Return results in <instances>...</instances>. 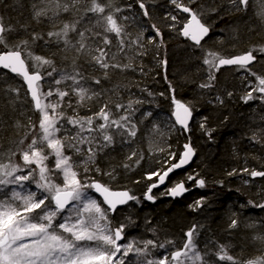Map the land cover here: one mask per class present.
<instances>
[{"label": "snow or ice", "instance_id": "snow-or-ice-1", "mask_svg": "<svg viewBox=\"0 0 264 264\" xmlns=\"http://www.w3.org/2000/svg\"><path fill=\"white\" fill-rule=\"evenodd\" d=\"M169 2L178 10L165 14V19L172 22L168 25L170 30L177 31L204 53L202 62L208 75L199 88H213L215 70L236 65L247 73L242 80L248 90L241 100L245 104L253 100L264 104V74L251 68L258 62L254 53L264 56V45L243 54L226 56L205 49L202 43L211 31L207 23L210 14L219 15L222 10L247 12L251 6L264 23V0ZM137 3L143 17L151 19L146 0H137ZM131 7L128 5V9ZM31 11L32 20L37 24L50 26L46 33L29 32L30 24L6 25L0 15V70L22 78L26 85L24 89L3 81L7 87H0V103L14 111L19 108L22 115L39 114L38 122L33 115H27L28 124L23 126L21 138L13 141L7 150L0 147V264H264V220L246 225L255 230L252 239L261 245L246 258L233 255L229 245H219L212 239L201 251L197 239L199 226L195 224L184 233L182 247L159 257L153 253L173 244L172 241L123 242L127 225L115 226L114 214L120 206L139 201L129 190H113L90 173L115 179V169L103 171L98 157L117 143L130 147L138 136L139 125L148 120L152 112L142 113L139 120L135 119L138 106L145 101L133 98L134 94L127 103L113 100L116 89H106L104 81L110 79L113 71H134L136 60L148 54V45L158 48L163 44L161 29L156 23L151 24L154 36L147 38V44L144 42L147 27H142L133 38L126 28L129 18L123 15L124 9L115 0H32ZM180 24L182 27H178ZM20 31L28 35L12 36ZM111 36L115 37V43ZM37 47L48 54H36ZM121 55L127 59L126 63L121 62ZM160 63L167 66L166 59ZM98 70L102 71L103 78L94 74ZM140 71L143 72L142 67ZM249 77H253L254 82ZM169 91L172 93L170 120L174 119V123L165 127L172 131L179 126L189 132L194 109L190 103L176 98L171 82ZM148 95L154 94L149 92ZM227 95L231 97L233 93ZM216 100L224 103L221 96ZM95 105H99L98 110H93ZM80 109H87L91 114L81 115ZM3 123L0 119V127ZM17 127H20L18 122ZM200 127L206 130L205 122ZM153 132L162 138L166 135L156 123L150 134ZM206 134L210 135V131L206 130ZM250 139L264 142V127L253 131ZM157 147L165 154L158 161L161 167L147 172L144 177L151 182L144 199L152 202H155L153 189L164 185L171 173L188 165L195 155L190 140L183 145L178 160L177 153ZM133 158L139 165L144 156L132 150L126 160L131 162ZM123 167L129 169L131 164L124 163ZM236 172L233 169L228 175ZM240 172L253 178L264 177V171L247 167ZM187 181H194L200 188L206 183L198 173L189 174L186 180L176 182L164 194L182 195L189 190ZM201 203L202 198L189 207L195 211ZM248 203L264 209V203L254 204L252 200ZM238 226V220L232 219L229 229Z\"/></svg>", "mask_w": 264, "mask_h": 264}, {"label": "trees", "instance_id": "trees-1", "mask_svg": "<svg viewBox=\"0 0 264 264\" xmlns=\"http://www.w3.org/2000/svg\"><path fill=\"white\" fill-rule=\"evenodd\" d=\"M166 0H146V6L151 14V19L143 17V12L139 8L137 0H115V3L124 9L132 5L131 9L139 15L137 26L126 21L128 33L134 38L139 34L142 27L149 28L145 32V44L147 38L154 36L150 31L152 23H156L162 32L163 44L158 48L148 45V54L135 62V70L127 72L113 71L110 79L104 81L106 89H116V94L112 95L113 100H120L127 103L130 96L139 97L145 101L139 105V112L135 119L139 120L141 114L152 112V116L143 124L139 125L140 131L135 142L129 147L120 143L112 149L106 150L98 157L99 166L103 171L115 169V179L107 176L94 175L95 179L102 180L113 190H129L133 193L137 201H131L127 206L119 209L114 214L113 223L119 226L125 215H129L136 221L134 226L143 231H153L160 235L167 236L173 244L171 251L183 246L184 233L192 226H199V235L203 239H212L216 243H226L230 246L233 255L248 257L253 255L258 247L259 241H253L254 232L247 233L242 230L246 224L264 220V209L249 204V200L255 203H264V177L255 180L246 173L240 172L247 167L250 170L264 171V142L257 143L250 139L252 132L264 127V104L259 100L249 101L245 104L241 97L246 94L237 86V81L229 77L232 70H215L216 81L211 89H200L199 84L206 81L207 75L204 73L202 56L199 48L191 46L188 42L177 39L169 29L160 21L163 15V6ZM206 2V0H205ZM32 0H0V15L4 18L6 25L12 24L19 27L20 24H30L29 32H47L49 25L37 24L32 20L31 11ZM228 5L225 3V8ZM170 11L173 6L169 5ZM129 12H123V15ZM181 15V14H180ZM214 20L212 36L205 43H210V49L219 51L226 56L242 54L253 47L264 45V23L255 15V8L251 7L247 12H229L223 10L219 15L211 14ZM128 17V16H127ZM222 17V18H221ZM70 18V17H66ZM220 28L221 31H218ZM229 28V29H228ZM228 29V30H227ZM227 30V31H226ZM233 30L235 34L229 35L228 31ZM220 38L215 40L213 34L217 33ZM26 37L28 33L20 31L12 36ZM113 43L115 37L111 36ZM159 37L156 38L159 41ZM223 42V43H221ZM204 43V44H205ZM36 54L47 55L46 50L39 47L35 49ZM258 56V62L252 67L258 68V74H264V56ZM181 57L183 62L178 65H170L176 57ZM124 57V56H123ZM167 60V66L163 67L160 61ZM59 62V58H57ZM126 63L127 59H123ZM143 68V72L140 68ZM91 72V69H89ZM172 71V72H171ZM228 73V76L225 75ZM96 76L103 78L102 71H96ZM171 74V75H170ZM173 74V75H172ZM204 75L206 78H204ZM167 76V80H165ZM8 84L23 88L20 80L10 76L6 72H0V87H7ZM254 82V78L252 79ZM169 82L175 88L177 99L190 103L194 109V122L190 126L187 137L174 129L169 131L164 129L165 136L162 138L157 133L150 134L153 123L160 124L168 122L172 112L171 95ZM242 87V86H241ZM240 87V88H241ZM46 88H44L45 90ZM143 90V91H142ZM202 90L214 92L213 97H205ZM240 92H239V91ZM151 92L154 95L149 96ZM228 92L233 95L229 97ZM164 93V96L159 95ZM221 96L224 100L220 104L216 97ZM28 105H25L27 108ZM99 105H95L93 110H97ZM81 115L91 114L87 109L79 110ZM27 115H33L38 122V114L27 112L21 114L19 108L13 110L11 107L5 108L0 103V119L4 121L0 127V147L7 150L13 141H17L23 135L25 125L28 124ZM205 118H207L205 120ZM17 122L20 127H17ZM206 124V130H202L200 125ZM163 140V143L161 141ZM191 142L195 149V160L192 166L179 173H173L166 181L163 189H153L155 202L144 199L149 181L144 177L147 172L161 167L158 161L164 158L158 147H164L166 151L178 154L182 151L183 145ZM170 146V148H169ZM132 150H136L144 156L139 165L135 164V158L129 162L126 157ZM124 163H130L131 167L125 169ZM166 167V166H165ZM236 169V174L228 175ZM198 173L205 180V187L200 188L194 181H187L189 193L180 200H166L164 193L176 182L186 180L187 175ZM156 179L155 177L153 178ZM140 181V183H136ZM244 181L248 183L245 185ZM202 203L195 211L189 207L197 200ZM251 216L250 219H243L241 216ZM232 219H237L239 226L229 229ZM137 228V229H138ZM264 231V230H262ZM139 230H134L137 234ZM139 234V233H138ZM129 232L126 230V238ZM140 235V234H139ZM170 251V252H171ZM169 252V253H170ZM227 264V262H225Z\"/></svg>", "mask_w": 264, "mask_h": 264}, {"label": "rangeland", "instance_id": "rangeland-1", "mask_svg": "<svg viewBox=\"0 0 264 264\" xmlns=\"http://www.w3.org/2000/svg\"><path fill=\"white\" fill-rule=\"evenodd\" d=\"M163 1V0H162ZM167 2H165L164 4H166V6H163V10H164V12H163V15H162V19L160 20L168 29H169V31H171L170 30V28H169V24L170 23H172L170 20H167V19H165V14L166 13H168V12H171L170 11V7H169V5H171L170 4V2H169V0H166ZM128 12H129V15H130V21L133 23V24H137V22H138V18H139V15L137 14V13H135L132 9H128L127 10ZM173 11H175V9L173 8ZM175 13V12H174ZM207 23L211 26V28L213 27V25H214V20H213V18H212V15L210 14L208 17H207ZM182 24H180V26H181ZM135 26H137V25H135ZM229 29V28H228ZM227 29V30H228ZM226 30V31H227ZM228 34L231 36V35H233V34H235V31H233V30H229L228 31ZM213 37H215V40L217 39V38H220V36L218 35V32L217 33H215V36H213ZM218 40V39H217ZM212 41H213V38H212ZM211 41V42H212ZM204 48L205 49H210V43H205L204 44ZM200 50V49H199ZM200 54H201V56L203 57V55H204V53H202V52H200ZM181 62H183V59L181 58V57H176L173 61H171V63H170V65H172L173 67H174V65L176 66V65H178L179 63H181ZM203 69H204V73L207 75V73H208V69H207V67L206 66H204L203 65ZM224 70H231V69H224ZM253 71H258V68L257 67H254L253 68ZM247 73L244 71V70H241V69H236V70H232L230 73H229V77L230 78H233V79H235L236 81L238 80V84H237V86L239 87V89H241L242 91H247L248 89L245 87V81H243L242 80V77L243 76H245ZM225 75L226 76H228V73H225ZM204 78H206V76L204 75ZM249 79H253V77H249ZM242 86V87H241ZM241 87V88H240ZM46 89H45V91L47 90V87H45ZM239 91V90H238ZM202 92V94H203V96H205V97H213L214 96V92H206V91H204V90H202L201 91ZM240 92V91H239ZM98 110V109H97ZM38 114V113H37ZM38 117H39V114H38ZM170 122H171V120H169ZM172 123V122H171ZM165 124H169L168 122H161L160 124H158L159 126H160V130H164V129H166V127H165ZM118 144V143H117ZM81 172H83V169L81 168ZM255 180H253L252 179V182H253V184L255 185V182H254ZM244 184L246 185L247 183H245V181H244ZM255 186H258L257 184L255 185ZM32 189L33 190H35V186L34 185H32ZM243 219H250L251 218V216H241ZM136 221L134 220V218L132 219V217L131 216H129V215H125L124 217H123V219H122V221H121V223H123V224H125V225H127V228H126V230L129 232V235L127 236V239L125 240V242L124 243H127L128 241H130V240H136V241H143V240H147V239H150V237H152L151 235H149L148 233H147V231L145 232V231H143L141 228H136L135 226H134V223H135ZM246 223H245V226L242 228V230L244 231V232H247V233H252V232H254L255 230H253V229H249L248 227H246ZM134 230H139V234L137 233V234H135L134 233ZM151 239H153V240H157L158 242H160V243H164V242H166V241H169V238L167 237V236H164V235H160L159 233H153V237L151 238ZM197 239H198V244H199V248H200V250L201 251H203L204 250V245H205V243L208 241V239H203L202 240V238L200 237V235L197 237ZM217 244H219V245H226V243H217ZM170 245L171 244H168V245H166V248L165 249H159V250H157V251H155L154 253H153V256H155V257H159V256H161L162 254H164L165 252H167L169 249H170ZM132 259L133 260H135V257L133 256L132 257Z\"/></svg>", "mask_w": 264, "mask_h": 264}, {"label": "bare ground", "instance_id": "bare-ground-1", "mask_svg": "<svg viewBox=\"0 0 264 264\" xmlns=\"http://www.w3.org/2000/svg\"><path fill=\"white\" fill-rule=\"evenodd\" d=\"M120 5H121V3H119V6H120ZM127 10H128V8H127L124 12L127 13V12H128ZM176 11H177V10H175V12H176ZM181 15H182V14H181ZM127 16H128V18H129L128 21L131 22V21H130V15L127 14ZM183 16H184V15H183ZM131 23H132V22H131ZM132 25L135 26V25H137V24H133V23H132ZM178 27H182V25H181V26L178 25ZM212 29H213V27L211 28V30H212ZM218 31H221L220 28L218 29ZM211 32H212V31H210L209 36L205 38V41H202L203 44L206 42L207 39H209V38L212 36V35H211V34H212ZM172 34L174 35L175 38L188 42L187 39H186V38H182L181 35H179L177 31H173ZM213 36H215V34H213ZM210 40H211V38H210ZM211 41H212V40H211ZM188 43H189V42H188ZM189 44H190L191 46L195 47L193 44H191V43H189ZM195 48H196V47H195ZM113 50L115 51V49H113ZM123 59H126V58L123 57V56L121 55V56H120V60L122 61ZM254 64H255V63H254ZM163 67H165V66L163 65ZM252 67H253V66H252ZM252 67H251V68H252ZM233 69L236 70V69H240V68H239V67H233L231 70H233ZM221 70H224V69H220V71H221ZM241 70H243V69H241ZM0 72H6V71H0ZM171 72H172V71H171ZM6 73H7V72H6ZM8 74H9V73H8ZM170 75H171V74H170ZM172 75H173V74H172ZM10 76H11V75H10ZM16 78H17V77H16ZM18 79H19V78H18ZM19 80H20V79H19ZM20 82H21V81H20ZM21 84H22V83H21ZM237 84H238V80H237ZM22 86H23V85H22ZM23 88H24V87H23ZM171 113H172V112H171ZM170 118H171V114H170ZM170 118H169V120H170ZM171 122L174 123V122H173V119L171 120ZM194 122H198V120H197V119H194V112H193V117H192V119H191L190 126H191V124L194 123ZM175 129H177V130H179V131H181V132L183 133V130H181V129L177 128V127H176ZM183 134H184V133H183ZM187 135H188V133H187ZM187 135L184 134L185 137H187ZM182 150H183V148H182ZM260 178H262V177H260ZM260 178H258V179H260ZM250 179H251V176H250ZM252 179H253V178H252ZM256 179H257V178H256ZM186 186H187V188L189 189V187H188L187 184H186ZM155 189H156V188H155ZM162 189H163V188H162ZM157 190H160V189H157ZM189 190H190V189H189ZM188 193H189V192H188ZM186 195H187V194H186ZM147 233L153 237V231H148ZM152 237H150V239H151ZM126 239H127V238H126ZM123 242H125V241H123ZM171 248H172V247H170V249L167 251V253H169V252L172 250Z\"/></svg>", "mask_w": 264, "mask_h": 264}, {"label": "water", "instance_id": "water-1", "mask_svg": "<svg viewBox=\"0 0 264 264\" xmlns=\"http://www.w3.org/2000/svg\"><path fill=\"white\" fill-rule=\"evenodd\" d=\"M177 11H178V10H177ZM182 15L186 16V14H182ZM181 37L184 38L183 36H181ZM187 41H188L189 43L193 44L190 40L187 39ZM242 54H243V53H242ZM237 55H239V54H237ZM232 56H233V55H232ZM254 63H255V62H254ZM253 65H254V64H253ZM253 65H252V66H253ZM252 66H251V67H252ZM233 67H239V66H236V65H232V66H222V67L219 68L218 70H220V69H232ZM0 71H5V70H0ZM9 75L13 76V74H11V73H9ZM17 78L20 79V81H21V83H22L24 89H26V85L23 84L22 78H20V77H17ZM173 122H174V119H173ZM190 122H191V120H190ZM177 128H179V126H177ZM179 129H180V128H179ZM181 130H182V129H181ZM183 133H184L185 135H187L188 132H184V131H183ZM182 151H183V150H182ZM182 151H181V152H182ZM194 160H195V155L193 156L192 161H191L188 165L184 166V167L181 168V169L175 170L173 173H179V172H184V171L188 170V169L192 166V164L194 163ZM173 173H171V174H173ZM171 174H170V176H171ZM170 176H169V177H170ZM252 178H253V177H252ZM256 178H260V177H255V178H253V179H256ZM164 185H165V184H164ZM164 185H161V186L157 187L156 189H162V188L164 187ZM186 187H187V186H186ZM188 192H189V190L186 191V192H184L182 195L177 196V197H172V196H170V195H165V199H166V200H171V201L180 200L182 197H184L186 194H188ZM101 199H102V198H101ZM130 202H131V201H130ZM130 202H129V203H130ZM129 203H128V204H129ZM128 204L123 205V206H120V207L118 208V210L121 209V208H123V207H125V206H127Z\"/></svg>", "mask_w": 264, "mask_h": 264}, {"label": "flooded vegetation", "instance_id": "flooded-vegetation-1", "mask_svg": "<svg viewBox=\"0 0 264 264\" xmlns=\"http://www.w3.org/2000/svg\"><path fill=\"white\" fill-rule=\"evenodd\" d=\"M234 70V69H233Z\"/></svg>", "mask_w": 264, "mask_h": 264}]
</instances>
